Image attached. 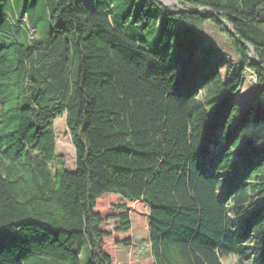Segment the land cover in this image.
<instances>
[{"label": "trees", "instance_id": "16d2710c", "mask_svg": "<svg viewBox=\"0 0 264 264\" xmlns=\"http://www.w3.org/2000/svg\"><path fill=\"white\" fill-rule=\"evenodd\" d=\"M175 2L0 0V264H264V0Z\"/></svg>", "mask_w": 264, "mask_h": 264}, {"label": "rangeland", "instance_id": "374dc122", "mask_svg": "<svg viewBox=\"0 0 264 264\" xmlns=\"http://www.w3.org/2000/svg\"><path fill=\"white\" fill-rule=\"evenodd\" d=\"M85 6L88 8H92V0H82ZM168 7H165L166 9H169L172 12H182L185 9L179 6V4L175 3L174 0H167ZM202 12V11H200ZM200 42V49H198V54L200 55L204 50L210 49L214 53H221L220 57H222V63L223 68L221 70V76L223 80H227V73L230 68V65L238 67V60L234 56V54L231 51L230 45L226 38L219 34L215 28L207 24L203 27L202 33L200 35L199 41ZM219 56V55H218ZM216 60V59H214ZM231 71V74H235L236 72L233 70ZM256 84L254 76L251 72H246L242 77V84L239 89V91L233 96V98L236 100V102L239 105V108L241 109L246 101L250 98V96L253 94L255 90ZM54 134H55V152L57 155H60L65 158L66 160V171L68 172H74L75 170V153L74 149L72 147V144L70 142L66 125H65V119H57L54 123ZM105 198H102L98 201L96 210L98 213L101 214V216L104 218L107 215H110L114 213V207L118 205L119 202H125L123 199L116 195H106ZM127 206H130L132 209V213H144V206L141 203H131L127 204ZM116 221H109L106 222L101 226V229L108 233H113V231L116 228ZM116 239V237H112L111 240L106 242V249L107 251H113L116 252V250H113V242ZM78 247V245L76 246ZM115 259L117 258V254L114 255ZM223 264H233L234 258L229 257L227 259H224ZM114 264H118L117 261H115ZM144 264H150V262L144 263Z\"/></svg>", "mask_w": 264, "mask_h": 264}, {"label": "water", "instance_id": "95a60500", "mask_svg": "<svg viewBox=\"0 0 264 264\" xmlns=\"http://www.w3.org/2000/svg\"><path fill=\"white\" fill-rule=\"evenodd\" d=\"M158 2H159L163 7H168V5H167V0H158ZM174 2H175V0H174ZM175 3H176V2H175ZM195 14H202V13H201L200 11H196ZM213 15L217 18V14H213ZM218 22L225 24V25L231 30V32H230L231 35H234L231 26H229L228 24L224 23V22L221 21V20H218ZM248 49H249V51L251 52V54H250V58H253V57H254V56H253V53H254L253 49H252L250 46H248Z\"/></svg>", "mask_w": 264, "mask_h": 264}, {"label": "bare ground", "instance_id": "6f19581e", "mask_svg": "<svg viewBox=\"0 0 264 264\" xmlns=\"http://www.w3.org/2000/svg\"><path fill=\"white\" fill-rule=\"evenodd\" d=\"M168 2V1H167ZM169 3V2H168Z\"/></svg>", "mask_w": 264, "mask_h": 264}]
</instances>
